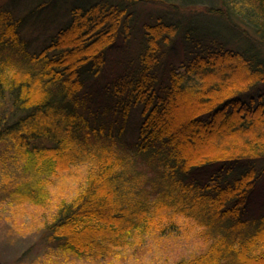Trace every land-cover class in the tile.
<instances>
[{"label":"trees","instance_id":"16d2710c","mask_svg":"<svg viewBox=\"0 0 264 264\" xmlns=\"http://www.w3.org/2000/svg\"><path fill=\"white\" fill-rule=\"evenodd\" d=\"M139 1L73 5L67 23L36 49L18 31L23 19L0 11V142L40 160L37 173L29 167L38 176L54 158L48 181L87 169L76 194L43 222L44 260L141 257L143 238L181 231L185 219L212 243L170 264H264V212L244 215L264 181V0H150L219 16L204 30L196 16L195 23L163 13L138 22L127 8ZM223 26L234 29L227 35L238 48L219 39ZM113 50L129 58L96 78Z\"/></svg>","mask_w":264,"mask_h":264},{"label":"rangeland","instance_id":"374dc122","mask_svg":"<svg viewBox=\"0 0 264 264\" xmlns=\"http://www.w3.org/2000/svg\"><path fill=\"white\" fill-rule=\"evenodd\" d=\"M84 1L90 3L95 0H0V11H8L13 19H23L18 31L26 39L30 48L36 49L42 47L50 35L67 23L71 7L82 5L81 2ZM140 1L133 2L127 8V11L132 10L138 22L154 21V18L160 16L159 13H163L162 15L167 14L168 18H171L168 14L174 15V21L183 18L188 21L187 23H195L192 16H196L195 20L201 25L199 29L204 30L210 23L215 24L219 21V16L207 14L202 7L194 9L183 6V8L174 10L163 7L165 4L162 3V0H159L162 2H157L158 4L150 0ZM205 1H215V4L218 2L217 0ZM114 2H118V0H114ZM35 5L36 8L33 10ZM168 9L172 11L169 12ZM193 11H197V13ZM141 25L142 23H140ZM223 28H227L226 33L220 34L219 39L225 41V46L229 49L238 48L240 46L238 42L232 41L229 39L231 36L227 35V32L234 34V29L231 26H223ZM230 28L233 31H230ZM218 29L223 32V29ZM238 35H241L242 38L245 36L240 31ZM122 41L123 38H117L114 43L121 52L125 45ZM245 41L248 43L247 40ZM121 52L116 50L108 52L107 63L96 75V78L101 77L107 70L112 71L119 66H124L120 65L119 61L127 60L129 53L122 55ZM177 54L179 56L183 54L181 49H178ZM178 71L183 72L182 69ZM214 71L216 72V69ZM12 72L7 71L6 74L12 76ZM3 103L4 101L0 103V107ZM139 117V108L133 109L127 127L129 137H135L134 128ZM33 159L30 160L27 156L20 157L8 140L0 142V264H48V261L44 260V256H47V252H49V234L43 227V222L53 216L62 200H69L76 194L80 182L86 178V166L81 165L68 170L66 175L60 174L48 181L45 179L46 173L49 174L46 168H56L55 159H50L47 163L50 165L43 167L44 171L40 173V176L35 175L38 171L39 163L37 162L40 160L34 157ZM138 162L141 163V160ZM31 166L36 170L33 174L29 173ZM136 167L140 170L144 168L139 164ZM25 170L27 172H24ZM142 171L147 175L154 174L151 171ZM263 212L264 181H260L248 199L244 215L247 218H253ZM179 223H183L184 226L181 231L176 232L173 228L167 235H152L143 238L142 246L148 248L144 254H141V257H136V255L133 259L129 257L122 262L118 257V260L115 259L113 264H170L172 259L188 255L190 258H195L206 252L207 249L209 250L212 238L204 239L205 237L202 236L203 227L197 225L193 220L180 219ZM65 255V257L62 255L60 257L66 260L76 258L70 254ZM65 264H73V262L67 261Z\"/></svg>","mask_w":264,"mask_h":264}]
</instances>
